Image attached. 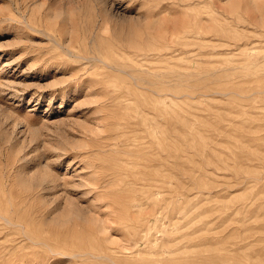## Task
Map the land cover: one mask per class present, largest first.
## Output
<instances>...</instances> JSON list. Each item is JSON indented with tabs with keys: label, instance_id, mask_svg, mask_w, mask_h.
Segmentation results:
<instances>
[{
	"label": "rangeland",
	"instance_id": "obj_1",
	"mask_svg": "<svg viewBox=\"0 0 264 264\" xmlns=\"http://www.w3.org/2000/svg\"><path fill=\"white\" fill-rule=\"evenodd\" d=\"M0 264H264V0H0Z\"/></svg>",
	"mask_w": 264,
	"mask_h": 264
},
{
	"label": "bare ground",
	"instance_id": "obj_2",
	"mask_svg": "<svg viewBox=\"0 0 264 264\" xmlns=\"http://www.w3.org/2000/svg\"><path fill=\"white\" fill-rule=\"evenodd\" d=\"M88 59V58H87Z\"/></svg>",
	"mask_w": 264,
	"mask_h": 264
}]
</instances>
